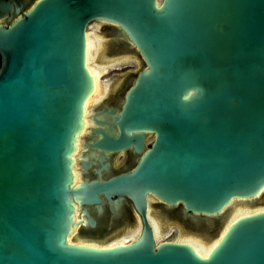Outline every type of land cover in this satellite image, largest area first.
Instances as JSON below:
<instances>
[{"label":"water","instance_id":"water-1","mask_svg":"<svg viewBox=\"0 0 264 264\" xmlns=\"http://www.w3.org/2000/svg\"><path fill=\"white\" fill-rule=\"evenodd\" d=\"M93 21L115 26L142 68L121 105L104 109L111 121L92 116L106 127L92 128L90 146L143 154L127 172L75 184ZM0 56V264H264V204L206 256L156 241L148 215L152 197L179 206L216 227L199 235L209 245L236 205L251 208L264 193V0H35L0 26ZM124 198L137 213L136 238L67 241L71 224L96 226L89 206L101 213L106 200L116 214ZM74 201L82 220L73 221Z\"/></svg>","mask_w":264,"mask_h":264},{"label":"flooded vegetation","instance_id":"flooded-vegetation-1","mask_svg":"<svg viewBox=\"0 0 264 264\" xmlns=\"http://www.w3.org/2000/svg\"><path fill=\"white\" fill-rule=\"evenodd\" d=\"M35 0H0V26L8 27L12 24V22L15 20L17 16L21 14V12L25 11L31 3H33ZM21 11V12H20ZM89 26V25H88ZM110 46L106 45L104 41H101L100 43H97V51L96 54L99 53L100 49L105 47L104 53H107L106 58L103 56L104 59H108V56L110 54L119 52L123 54L124 52H128L125 48V45L122 41H113V43L109 44ZM124 48V49H123ZM95 54V55H96ZM122 57H132L135 58L134 55L127 53L120 55ZM124 59V58H122ZM136 59V58H135ZM0 63H1V56H0ZM116 63H109L104 64L105 67H110L111 65H114ZM103 70V69H102ZM104 71V70H103ZM103 75V74H102ZM136 77V76H135ZM134 77V78H135ZM129 77H125L124 80H122L113 90L110 91V88L105 87L104 95L102 96L101 100H106L108 96L110 97L115 92L116 97V103L110 104L105 103L101 106H90L89 111L86 115L87 125L83 131V133L80 135L79 138V146L78 151L76 153V166L75 171L77 172V183L82 180H94L98 178L97 171L100 172L101 179H104V176H113L117 175L123 172H127L132 169V167L138 162L140 157L142 156L143 152H136L133 148H127L125 150L119 151V152H105L96 148H92L90 145L93 143L94 139L98 136L96 132L92 130V128H95L96 126L99 127H106L104 125H97L94 120L92 119L93 115H97V113H100L98 115V118L103 119L104 117H107L108 120L111 119V115H108L106 112H104V109L111 110L119 107L121 103L123 102L125 92L123 93V89L126 87L129 88L131 82L134 80L128 79ZM127 88V89H128ZM126 89V90H127ZM108 91V92H107ZM99 97V96H98ZM96 98V100L98 99ZM97 101V102H99ZM93 107V108H92ZM116 129V127H114ZM154 139L153 133H146L144 136V146L145 148H149L151 146V143ZM119 161V162H118ZM83 162L89 163L88 167H85ZM116 162L120 163L118 168H115ZM80 174V176H78ZM75 182V183H76ZM150 207L154 204L157 207V211L154 212L156 214L162 215L165 218L169 220V218H172L173 216L181 217V218H188L187 216H184L180 207H169L167 208L163 202L159 201L157 198H150ZM76 206V205H75ZM132 207V216L136 218L137 213L135 212V209L133 207V204L130 199L124 198L122 201L118 211L116 214H114L107 201L105 200V203L103 205V209L101 213H98L97 210L89 206L88 210L94 214V216L97 218L96 220V226L94 228H91L88 224H86L84 227L78 226L79 233L89 234L95 239V241L98 240H108L111 239V236H114L115 234L119 233L122 229V223H119V219L121 214L123 213L124 208ZM150 207L148 208V215L150 220H153V212L151 211ZM77 209V207H76ZM82 218L83 216H80V210L76 211L74 217ZM75 217V220H76ZM166 219V220H167ZM124 228V227H123ZM135 228L129 230L126 234H130L132 231H134ZM76 230V228H75ZM97 239V240H96ZM116 241V240H111Z\"/></svg>","mask_w":264,"mask_h":264},{"label":"rangeland","instance_id":"rangeland-1","mask_svg":"<svg viewBox=\"0 0 264 264\" xmlns=\"http://www.w3.org/2000/svg\"><path fill=\"white\" fill-rule=\"evenodd\" d=\"M87 30L88 32H90L92 37L96 39L97 43L104 41L105 46L106 45L110 46L109 44L113 43V41L117 42V41L125 40V38L117 32V28L108 23L93 21L89 24ZM104 50H105V47L100 49L99 53L96 54L93 60V63L97 67H99L101 70L102 69L104 70L103 71L104 73L100 79V93L98 95L99 97L97 100H95L92 103V105L94 104L93 106H95L96 104H97L96 106H101L105 103H110V104L116 103L117 95L115 92L110 97L108 96L106 100L99 101L104 95L105 87L107 88V90L108 88H110V91H111L122 80H124L125 77H129L128 78L129 81L133 80L134 77L137 75L138 71L142 68L141 63L138 62L135 58L120 56V55H123L124 53L125 54L127 53V55H129L131 52H124L123 54H121L120 52L119 54L117 53L110 54L108 56V59H104L102 57L104 54ZM109 63H116V64L111 65L110 67L103 66L104 64L106 65ZM127 88L128 87L126 85V87L123 89L122 92L124 93ZM118 162H116L115 168L119 167L120 163ZM252 201L254 202V206L252 205L253 207L258 206V205H263L264 204V193H262L259 197L252 199ZM150 209L153 212L152 214L153 217H155L153 218L152 222L157 223L158 225V232L156 234V238L158 241L163 240V239L181 240L182 236H185V235L200 237L199 236L200 234L206 235L207 232L211 234L216 228L214 227L213 229L206 230L203 224L196 223L193 220L188 219V218H181L177 216H173L172 218H169L168 220L164 216L154 213L157 211V207L154 204L150 207ZM132 211H133L132 207L123 209L122 211L123 213L121 214L120 219H119V223L123 224L122 229L119 233L115 234L114 236H111V239H108V241H111L113 239L117 241L119 239L124 238L127 242H130L138 235L140 225H137L135 217L132 216ZM133 228H135L134 231H132L130 234L127 235L126 233ZM76 232L78 234L79 231L77 230ZM75 234L74 236L70 237L71 241L74 238L75 240L83 241V239H79L75 237ZM195 241L196 243L198 242L197 240Z\"/></svg>","mask_w":264,"mask_h":264},{"label":"bare ground","instance_id":"bare-ground-1","mask_svg":"<svg viewBox=\"0 0 264 264\" xmlns=\"http://www.w3.org/2000/svg\"><path fill=\"white\" fill-rule=\"evenodd\" d=\"M85 64L86 67L90 73V75L92 76V82H93V90L91 91V93L88 95V97L86 98V100L84 101L83 104V113H82V117L84 119V123L83 126L81 128V130L79 131V133L76 135L75 137V150L72 152L71 154V158L74 161V165L72 166V171H73V178H74V182L75 183L77 181V172L75 171V166H76V153L78 151V146H79V138L80 135L83 133L86 125H87V120H86V115L89 111L90 106L92 105V103L96 100V98L98 97L99 93H100V79L102 74L104 73L103 70H101L99 67H97L94 63L93 60L95 58V54L97 51V42L96 39L94 37H92V35L90 34V32H88V30L86 29V33H85ZM104 56V54H103ZM102 56V57H103ZM106 58V57H105ZM78 176H80V174H78ZM77 183V182H76ZM75 183V184H76ZM74 213H73V221H75V210L78 211V204L76 203L77 201H74ZM76 205V206H75ZM77 207V209H76ZM263 209L262 207H246L244 208L243 206H238L236 205L230 219L228 220V222L225 224V226L223 227V229L221 230L220 234L218 235L217 238L214 239V241L209 244L206 245L205 242L200 238V237H194V236H182L181 240H176V241H180V242H186L189 245H191L194 250L200 254L201 256H206L208 254V252L210 251V249L215 246V244L220 240V238L222 237V235L225 233V231L228 229V227L234 222V220L238 219L241 216L250 214L252 212H257L259 210ZM81 216V215H80ZM76 220H82V218H78L76 217ZM85 221V219H83ZM149 221L151 223L155 238H156V234L158 232V225L157 223H153L152 220ZM159 222V221H158ZM140 225V224H138ZM78 225L77 223H73L71 224V228L67 237V241L68 242H72V243H76V244H82V245H88V246H94V247H111L117 244H126L128 243L124 238L119 239L117 241H112V242H106V243H99V242H95V241H79V240H75L72 239V241L70 240L71 236H74L75 232L78 230ZM76 228V230H75ZM139 233H140V229H139ZM138 233V235H139ZM137 235V236H138ZM136 236V237H137ZM75 237H77V232L75 234ZM135 237V238H136ZM197 240L198 242L196 243L195 240ZM132 241V240H131ZM156 241L157 238H156Z\"/></svg>","mask_w":264,"mask_h":264}]
</instances>
